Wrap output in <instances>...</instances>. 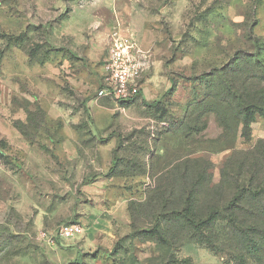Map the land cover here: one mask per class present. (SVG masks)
Returning <instances> with one entry per match:
<instances>
[{"label": "rangeland", "instance_id": "374dc122", "mask_svg": "<svg viewBox=\"0 0 264 264\" xmlns=\"http://www.w3.org/2000/svg\"><path fill=\"white\" fill-rule=\"evenodd\" d=\"M115 29L145 53L141 98H90L98 86L88 76L90 95L70 89L66 61L78 78V69H96L95 57L99 69ZM255 35L264 40V0H0V264H264V246L246 248L226 221L190 236L146 204L193 158L188 180L208 161L211 185L228 161L226 169L243 162L234 175L241 183L257 158L264 176V120L256 116L244 137L228 112L225 131L214 113L224 110L205 99L204 75L252 51ZM26 58L46 69L28 70ZM39 71L46 83L35 81ZM45 88L65 130L48 128L38 111ZM196 181L201 216L216 195H206L205 178ZM171 185L179 195L182 183ZM100 187L118 188L106 196L122 203L96 207L91 193ZM253 206L245 201L238 213L258 236L264 213L252 215ZM157 220L171 244L145 236ZM66 222L82 233L54 241L40 234Z\"/></svg>", "mask_w": 264, "mask_h": 264}, {"label": "trees", "instance_id": "16d2710c", "mask_svg": "<svg viewBox=\"0 0 264 264\" xmlns=\"http://www.w3.org/2000/svg\"><path fill=\"white\" fill-rule=\"evenodd\" d=\"M252 40L254 47L252 51H236L229 63L204 75L209 89V93L205 95L207 103L215 99L218 106L224 110V113L214 112L218 123L226 131L229 122L227 113L232 112L234 120L242 125L241 134L244 137L250 136L251 124L256 116L264 120V40L256 35ZM38 111L45 117V112L40 107ZM190 160L194 158L184 161L183 168L180 166L177 168L175 181L169 179L166 187L160 186L152 196H149L146 204L157 205L154 204L156 217L159 215L160 219L167 223L180 224L188 235L197 237L203 236L217 220H224L230 231L245 241L246 248L259 249L264 246V233L258 236L250 233L251 225L240 218L238 213L239 207L250 199L257 206L252 207V215L264 213V176L261 175L263 170L259 163L260 159H255L249 165V169L245 171L246 179L243 176L241 183L237 179L234 180V175L240 172L243 162L236 166V169H226L229 164L227 161L222 168H219L218 181L211 185L213 166L208 161H202V171L196 180L205 178V185L209 186L206 195L208 197L216 195V199L210 201V205L205 208L201 216H196L198 210H196L195 192L198 182L194 178L188 180ZM224 176L227 177L226 184L222 181ZM174 182L182 183L179 195L175 189L176 185H171ZM218 188H221V191ZM162 221L157 220L156 226L148 231V234L145 232V236L157 235L159 240L168 245L172 242L167 239L168 231L166 232L160 225ZM250 223L255 224L252 221Z\"/></svg>", "mask_w": 264, "mask_h": 264}, {"label": "built area", "instance_id": "2783aa9c", "mask_svg": "<svg viewBox=\"0 0 264 264\" xmlns=\"http://www.w3.org/2000/svg\"><path fill=\"white\" fill-rule=\"evenodd\" d=\"M145 60L144 51L132 35L121 29L111 31L107 55L100 63L96 98L121 102L140 97V78L145 70ZM82 231L80 223L66 222L52 232L43 229L40 234L54 241L57 238H75Z\"/></svg>", "mask_w": 264, "mask_h": 264}, {"label": "crops", "instance_id": "0c3cea01", "mask_svg": "<svg viewBox=\"0 0 264 264\" xmlns=\"http://www.w3.org/2000/svg\"><path fill=\"white\" fill-rule=\"evenodd\" d=\"M97 61H98V58L95 57L94 67L96 69H94V71H88V74L86 76L81 75L82 73L84 74L86 72V69L84 67H83V69H78L79 74H80V77L78 78V76L76 74H74V72L76 73V71H74L72 69L73 63H71V62H73V60L68 59L66 61V65H65L67 67V69L65 71H66V73H68V76H65L67 81H64V82L69 84L68 86H70L69 87L70 89L79 90L78 92H81V93L83 92L85 96H86V94L90 95L89 91H87L90 86H87L88 84H87L86 77L88 76L87 78H90L92 83L99 86V69H98V66H96ZM25 65H26L25 68H27L30 71L34 70L36 67L46 69V63L42 64V65H40L36 62L31 63V62H29V60L27 58H26V64ZM84 70H85V72H84ZM33 74L35 77V81L38 83H46L48 80L46 78L47 73L44 71L33 72ZM95 87H94V89H95ZM48 92H49V90H47L45 88L44 90L40 91L39 94L37 95L38 105L45 112V123H47V125H48L47 127L50 128L51 130H56V129L65 130L66 122L63 119V111L60 109L59 106L55 105V103H54L55 101L58 103V100L55 99L56 97L53 96V94L48 96ZM91 96L92 97H90V98H94L95 100H98V98H96V96H94V94ZM88 103L89 104H95L93 99H91ZM61 136H63V135L61 134ZM61 138H63V137H61ZM112 190H113L114 194H116V195L118 194V188H113V187H111L110 189L107 187H104V188L100 187L98 189H92L93 193H91V194H93L92 197L94 198L95 202L97 203L96 207H99V205H102L100 203H103V205L111 206L114 204L113 202H115L116 200L119 199L118 197H120V196H116L113 199L111 197L106 196L107 192L108 191L111 192ZM121 203H119V201H116L115 205H118Z\"/></svg>", "mask_w": 264, "mask_h": 264}]
</instances>
